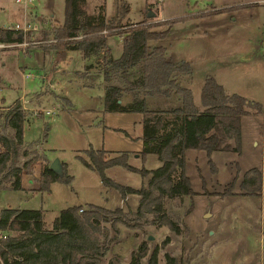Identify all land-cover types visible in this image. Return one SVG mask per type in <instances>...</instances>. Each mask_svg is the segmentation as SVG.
Returning a JSON list of instances; mask_svg holds the SVG:
<instances>
[{
  "label": "rangeland",
  "instance_id": "1",
  "mask_svg": "<svg viewBox=\"0 0 264 264\" xmlns=\"http://www.w3.org/2000/svg\"><path fill=\"white\" fill-rule=\"evenodd\" d=\"M262 0H84L80 10L87 16L103 15L105 20L122 13V25L174 21L162 46L166 58L183 61L191 69L189 83L193 104L199 107L200 89L212 78L228 94L261 104L263 116L241 117V154L203 151L184 152L183 173L193 196L166 202V215L175 222L180 235L166 227L143 224L138 229L104 225L106 238L99 237L104 254L94 264H129V254L142 241L156 247L157 263L163 254L180 264H264V183L260 198L242 196L238 189L242 175L257 168L264 178V6ZM33 17L26 16L21 3L0 0V28L22 30L33 21L34 32H17L21 44L0 51V136L10 139L5 115L15 105L24 108L22 143L16 158L6 166L21 170V190H9L11 177L0 176V209L39 210L50 226L58 213L69 207L89 206L105 210L135 211L138 197L123 199L112 188L101 185L99 176L84 167L78 157L88 149L103 150L109 157L125 155L126 165L146 171L145 176L121 166L104 170L105 178L132 190L145 186L159 166L152 153L142 155L141 115L105 111L102 107V68L108 55L103 49L88 59L92 70L77 51L59 50L51 45L56 23L62 24L63 0H34ZM125 12L123 13V9ZM46 26H49L47 29ZM116 33V32H114ZM109 33L105 46L112 59L121 53L122 37ZM102 35L107 33L102 32ZM50 49V50H49ZM47 50V51H45ZM93 61H96L94 63ZM93 64V65H92ZM137 70V68H136ZM134 72V71H132ZM31 74L32 79L25 78ZM132 74V73H131ZM44 76L45 80H41ZM133 75H128L131 78ZM109 85L125 88L123 76L109 72ZM138 97H144L142 92ZM130 95L123 93L121 105ZM148 99V97H146ZM253 141L258 147H253ZM56 160L71 177L68 185L52 183L48 193L31 191L37 186L40 169ZM210 162V165L207 162ZM60 171V170H59ZM179 166L171 175L178 181ZM235 176V196L218 198ZM2 236V234H0ZM146 258L141 261L145 264Z\"/></svg>",
  "mask_w": 264,
  "mask_h": 264
},
{
  "label": "trees",
  "instance_id": "2",
  "mask_svg": "<svg viewBox=\"0 0 264 264\" xmlns=\"http://www.w3.org/2000/svg\"><path fill=\"white\" fill-rule=\"evenodd\" d=\"M63 21L53 30L52 50H74L82 59H88L105 49L109 33L122 37L121 53L112 59L108 52L106 65L102 68V107L105 111L135 113L141 115L142 155L154 154L159 166L151 172L145 186L139 190L124 188L104 177V170L121 166L128 171L145 176L126 165L125 155L109 157L103 150L88 149L81 164L97 173L105 188L115 189L124 199L126 195L138 197L135 211L121 209L105 210L89 206L69 207L61 210L50 226L42 221L39 210L0 209V264H94L105 252L104 225L114 228L121 225L127 229H138L141 225L166 227L174 235H180L178 225L165 213L166 202L193 196L188 178L183 173L184 152L203 151L206 157L212 153H234L240 150V119L244 116L263 115L261 104L245 100L235 94L228 95L212 78H205L200 89L199 107L193 104L191 91L180 86L179 78L189 76L187 63L170 62L162 46L151 45L165 39L174 21L122 25V13L105 20L103 15L87 16L80 10L84 0H63ZM123 9V13L125 12ZM126 13V12H125ZM102 32L107 35H102ZM17 32L0 28V43L19 44ZM90 65L84 70H89ZM137 68V70H136ZM117 71L123 76L126 87L109 85V72ZM134 71V72H132ZM132 73V74H131ZM128 75H133L130 79ZM129 93L127 104L121 105L123 93ZM142 92L144 97H138ZM148 97V99L146 98ZM6 125L12 131V138L0 136V176L11 177L9 190H21V170L6 166L16 158L17 147L22 143V129L25 115L19 106H14L5 115ZM210 165V162H207ZM179 166L178 181L171 182V175ZM71 177L61 164L58 173L48 166L40 169L36 180L37 191L48 193L49 185H68ZM261 171L253 168L244 172L238 189L242 196L261 197ZM235 176L223 190L214 194L218 198L235 196ZM157 248L150 249V243L142 241L130 252L129 264L157 263ZM163 264H180L163 254Z\"/></svg>",
  "mask_w": 264,
  "mask_h": 264
},
{
  "label": "crops",
  "instance_id": "3",
  "mask_svg": "<svg viewBox=\"0 0 264 264\" xmlns=\"http://www.w3.org/2000/svg\"><path fill=\"white\" fill-rule=\"evenodd\" d=\"M34 5V4H33ZM24 9V8H23ZM24 11H25V9H24ZM35 11H36V7H35V5H34V8H32V11H31V14H29L28 12L26 13V16H28V17H33V15H35ZM30 23H32V24H30V25H34V23H33V21H31ZM29 24V23H28ZM54 24H56L57 26H60L61 24H59V23H54ZM35 27L37 26L36 24L34 25ZM56 26V27H57ZM47 27V29H49V26H46ZM50 50V49H49ZM45 51H47V50H45ZM51 51L52 52H54L55 54H57V53H59V51H56V50H52L51 49ZM65 51H74V50H65ZM103 51H106V52H108V50H107V47L105 46V49H103ZM78 52V51H77ZM80 55V54H79ZM81 57V56H80ZM92 59L94 58V57H91ZM81 59H82V57H81ZM82 60H84V61H86V65L85 66H88V65H90V69L88 70V72L90 71V70H92V68H93V66L95 67V65H93V66H91V63L90 62H92V60H90V59H82ZM168 60H169V58H168ZM170 62H172V63H175V64H177V63H179V62H183V61H176V62H174V61H171V60H169ZM94 63H96V61H93ZM84 66V67H85ZM191 70V69H190ZM40 77H42L41 78V80H45L44 79V76H40ZM189 77V80L191 81V74L188 76H182V77H180L179 78V83H180V81H181V83H182V80H180L181 78H188ZM204 80V79H203ZM215 81V80H214ZM203 82V81H202ZM216 82V81H215ZM190 83V82H189ZM189 83L187 84V83H184V85H182V84H180V86L181 87H183V88H187V89H189L188 88V86H189ZM217 83V82H216ZM218 84V83H217ZM218 85H220V84H218ZM221 86V85H220ZM222 87V86H221ZM223 88V87H222ZM225 92V91H224ZM226 93V92H225ZM226 94H228V93H226ZM228 95H232V94H228ZM198 108V110L200 111L201 110V108L200 107H197ZM263 116V115H262ZM244 117H248V116H244ZM250 117H253V116H250ZM243 118V117H242ZM240 121H241V119H240ZM252 146L253 147H258L259 145H258V142H256V141H253V144H252ZM220 153V152H219ZM213 154V153H212ZM234 154V153H233ZM241 154V136H240V150H239V154L238 155H236V156H238L239 157V155ZM261 175H262V182H261V197H262V195H263V183H264V178H263V172H262V170H261ZM31 188V191L33 192V193H35V191H37V186H31L30 187ZM261 197H260V199H261Z\"/></svg>",
  "mask_w": 264,
  "mask_h": 264
},
{
  "label": "built area",
  "instance_id": "4",
  "mask_svg": "<svg viewBox=\"0 0 264 264\" xmlns=\"http://www.w3.org/2000/svg\"><path fill=\"white\" fill-rule=\"evenodd\" d=\"M154 3H160L161 0H152ZM16 3H21L23 5V8L25 9L26 13L28 12L29 14H31V11H32V8H34V0H15ZM261 4L264 6V0H262ZM16 32L20 31L22 33H25V32H34L36 31V27L34 25H30V24H26L25 27L22 29V30H19L17 29V27H15ZM11 30H13L11 28ZM104 34V32H103ZM21 44V43H20ZM20 44H17V45H20ZM10 45L12 44H4V43H0V51L3 50V49H7L9 47H11ZM26 79L29 78V79H32L33 76L31 74H26L24 76ZM22 111H25L24 108H21Z\"/></svg>",
  "mask_w": 264,
  "mask_h": 264
},
{
  "label": "water",
  "instance_id": "5",
  "mask_svg": "<svg viewBox=\"0 0 264 264\" xmlns=\"http://www.w3.org/2000/svg\"><path fill=\"white\" fill-rule=\"evenodd\" d=\"M48 169L51 170L52 172L58 173L59 172V165L58 162L56 160L52 161L49 166Z\"/></svg>",
  "mask_w": 264,
  "mask_h": 264
}]
</instances>
